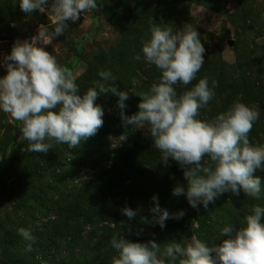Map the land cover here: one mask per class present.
<instances>
[{"label": "rangeland", "instance_id": "1", "mask_svg": "<svg viewBox=\"0 0 264 264\" xmlns=\"http://www.w3.org/2000/svg\"><path fill=\"white\" fill-rule=\"evenodd\" d=\"M97 4L44 46L61 66L69 67L81 54L73 69L81 94L97 81L104 83L100 71H110L115 79L107 83L128 93L124 114L138 112L137 94L147 91L160 75L141 51L152 22L174 29L191 25L199 33L205 61L189 88L204 77L211 86L214 74L223 80L235 73L264 84V0H97ZM53 28L47 12L26 14L19 0H0V78L7 73L5 57L17 41H31ZM137 55L141 60L135 59ZM183 90L177 86L178 92ZM118 100L111 92L99 93L95 104L104 115L97 133L78 148L53 142L47 153L25 151L22 123L0 111V264H111L117 255L111 247L113 235L140 243L155 240L161 251L172 242L184 244L193 235L204 242L221 241L225 225L238 228L253 205L264 206V170L256 173L262 181L258 200L241 190L239 195H219L207 208L203 204L193 208L185 195L174 196L175 187L187 189L184 170L171 158L167 164L161 160L147 126L122 123ZM229 105L223 103L220 110L207 104L200 119L208 120V113L216 116ZM263 125L260 111L249 133L253 144L264 145ZM12 142L15 148L7 154ZM157 204L170 217L181 211L184 215L167 219L161 228L151 223L159 215L152 211ZM124 208L136 216L129 220ZM19 228L35 237L30 249Z\"/></svg>", "mask_w": 264, "mask_h": 264}, {"label": "clouds", "instance_id": "2", "mask_svg": "<svg viewBox=\"0 0 264 264\" xmlns=\"http://www.w3.org/2000/svg\"><path fill=\"white\" fill-rule=\"evenodd\" d=\"M22 12L34 10L51 15L54 28L39 32L31 41H17L5 57L7 73L0 78V111L22 123L20 139L28 142L25 151L47 153L54 144L78 148L82 141L94 136L103 126V109L95 104L99 93L111 92L119 97L121 121L135 128H145L153 145L167 164L169 158L184 170L187 189L177 186L174 196L185 195L188 203L208 207L209 202L225 192L260 199L264 170V145L249 139L254 124L260 118L255 105L234 101L211 120L199 119L200 110L215 96L218 82L207 77L197 79L204 64L205 51L199 33L191 25L174 29L171 24H150V38L142 42L146 63L154 65L160 75L147 91L140 92L138 112L124 114L128 93L118 91L110 71L98 73L104 83L95 82L83 94L77 77L67 66L45 50V45L63 35L69 22H76L82 13L98 7L97 0H19ZM141 60V55L135 56ZM184 86L182 92L177 86ZM2 159V158H0ZM156 200V197H153ZM129 220L136 216L130 208L122 209ZM151 223L165 227L169 218H181V211L170 217L157 204L152 209ZM26 241H35L32 232L19 228ZM219 244L209 246L193 235L182 244L172 242L161 251L155 240L132 242L113 235L111 247L117 255L111 264H166V259L179 264H264V206L253 205L242 226L231 224L220 230Z\"/></svg>", "mask_w": 264, "mask_h": 264}, {"label": "trees", "instance_id": "3", "mask_svg": "<svg viewBox=\"0 0 264 264\" xmlns=\"http://www.w3.org/2000/svg\"><path fill=\"white\" fill-rule=\"evenodd\" d=\"M95 21H99V16L95 15ZM81 57V54L77 56V58L69 65V69L73 71L77 63L79 62ZM212 62L208 63V68L211 66ZM236 74L233 73L231 74L228 78L229 79H221L220 77H217V74H214V79L215 81L218 82V87L214 89L216 92L214 98L208 103V105L216 108H221L222 110V104L224 103L225 105L232 104L234 101L239 100L245 104L248 105H257L258 109L261 111V114L264 116V84L263 85H258L255 82H252L249 80V77H244V76H235ZM212 80V81H213ZM221 81L223 83L221 84ZM221 105V106H220ZM229 105V106H230ZM212 111V110H210ZM201 116L198 118L200 119ZM215 117L214 112L212 111L211 113H208L206 115V118L208 120H211L212 118ZM202 119V118H201ZM264 126V125H263ZM262 135H264V129L261 130ZM107 136V135H106ZM15 148V143L12 142V144L9 147V150L7 151V154L11 152ZM96 199L94 201V204L96 205ZM207 234L211 235L210 231L206 232ZM206 243L211 246L213 244H219L221 241L217 240H212L210 242L208 238H206ZM172 264H179L178 262L172 261Z\"/></svg>", "mask_w": 264, "mask_h": 264}, {"label": "water", "instance_id": "4", "mask_svg": "<svg viewBox=\"0 0 264 264\" xmlns=\"http://www.w3.org/2000/svg\"><path fill=\"white\" fill-rule=\"evenodd\" d=\"M21 133V132H20ZM20 133L18 135H20ZM18 137V136H17Z\"/></svg>", "mask_w": 264, "mask_h": 264}]
</instances>
